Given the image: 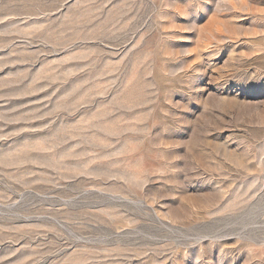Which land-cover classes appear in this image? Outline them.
Here are the masks:
<instances>
[{"label":"rangeland","instance_id":"1","mask_svg":"<svg viewBox=\"0 0 264 264\" xmlns=\"http://www.w3.org/2000/svg\"><path fill=\"white\" fill-rule=\"evenodd\" d=\"M0 264H264V0H0Z\"/></svg>","mask_w":264,"mask_h":264}]
</instances>
